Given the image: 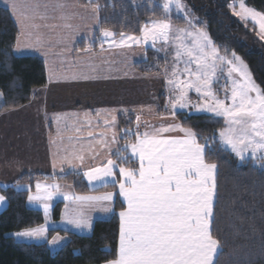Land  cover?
Instances as JSON below:
<instances>
[{
  "label": "snow or ice",
  "instance_id": "6c2138e0",
  "mask_svg": "<svg viewBox=\"0 0 264 264\" xmlns=\"http://www.w3.org/2000/svg\"><path fill=\"white\" fill-rule=\"evenodd\" d=\"M237 6L242 12L233 8L234 15L253 23L259 29L260 39L264 40V13L248 9L242 0ZM11 7L16 9L14 3ZM161 7L166 15L175 9L189 28H174L167 19L152 21L151 27L144 26L141 38L125 37L120 33L119 43L114 39L112 43L122 47L130 46L128 41L137 45L151 41L155 48L157 41L167 46L171 40L173 63L170 69L163 70L169 92L166 108L173 117L178 111L189 108L195 110L189 115L210 113L214 118H224L226 127L212 136L203 137L204 143H200L192 128L179 124L161 128L156 134L140 133V117L137 116L136 130L125 129L126 142L112 153L116 158L107 159L101 167L82 174L89 183L98 181L103 186H107V178H111L113 186L118 185V194L127 202V208L119 213V256L108 264H218L216 257L220 241L213 236L212 227L217 165L207 162L205 153L206 150H230L240 161L248 159L250 153V158L264 167V90L256 85L247 65L234 51L231 59L220 54L210 35L190 18L191 10L183 0H163ZM95 8L99 9V5ZM65 26L70 28L71 24ZM101 35L107 39L115 37L116 33L102 29ZM20 52L17 44L13 52L4 55L14 56ZM221 76L230 81V86H223V98L214 89ZM190 91L197 94L200 102L192 103ZM177 129L184 133L183 137L159 136L160 132ZM130 136L135 137V143L128 140ZM112 142H117L115 135ZM74 158L81 162L84 159L83 156ZM132 159L138 162V168L122 166ZM52 164L55 168L56 161L53 160ZM60 171L64 172V169ZM117 173L122 180L116 179ZM59 187L57 184L37 183V194L29 195L28 200L41 205L47 217L50 205L46 201L59 192ZM60 195L72 203H94L105 212L113 211L110 204L105 203L112 201L114 193L111 192L97 197ZM4 201L5 197L0 195V203ZM66 218L67 223L77 229L92 228L90 219L82 211H73L66 206ZM47 231L41 226L13 235L47 239ZM64 239L57 234L49 243L56 246Z\"/></svg>",
  "mask_w": 264,
  "mask_h": 264
},
{
  "label": "crops",
  "instance_id": "0c3cea01",
  "mask_svg": "<svg viewBox=\"0 0 264 264\" xmlns=\"http://www.w3.org/2000/svg\"><path fill=\"white\" fill-rule=\"evenodd\" d=\"M13 3L16 5L15 10L11 7ZM0 8L9 10L18 27L16 46L19 44L21 52L17 56L42 58L47 78L46 87L35 91L27 106L0 112V187L14 186L25 173L52 177L80 174L91 190L104 187L98 181L89 183L82 173L101 167L107 159L116 158L112 153L121 148L120 116H139V132L150 135L156 134L161 128L181 125L173 116L161 113L160 104L156 103L155 98H151L148 91L147 100L142 103H132L130 100L128 82L137 74L134 68L136 61L131 59V52L138 51L141 54L140 60H144L145 50L130 46L117 47L112 41L119 40L120 36L107 40L100 35L98 50L87 48L76 51L80 42H93L95 39L99 27L98 9L95 7L83 6L79 0H0ZM66 24H71V27H66ZM124 83L127 88L123 86ZM113 135L116 143L112 142ZM159 136L183 137L184 133L177 129L160 132ZM131 142H136L135 137ZM76 156H83V162L75 159ZM53 160L56 161L55 168ZM129 162L132 164L128 168H138L135 159ZM73 167L75 171L72 170ZM61 168L64 172L60 171ZM107 179V186L113 185L111 178ZM116 179L123 178L117 173ZM37 183L60 186L59 192L46 201L50 205L47 217L43 207L30 202L27 197V207L43 214L44 223L41 226L48 229L47 239L18 238L14 233L9 236L19 243L46 244L53 254L60 251L69 238L60 233L50 235V232L90 236L95 222L113 217L118 198L124 205L122 211L127 208V202L118 194V185L114 190L86 194L77 193L72 184L55 180H38L33 185L17 184L19 186L15 185V188L28 190L29 195H35ZM109 192L114 193L113 199L105 203L110 204L113 209L111 212L103 211L94 203H72L60 195L66 193L97 197ZM57 204H62V208L59 219L54 220L53 211ZM66 206L73 211H82L90 219L91 230H80L67 223ZM6 207L5 199L0 203V213ZM57 234L65 239L53 246L49 241ZM118 256L119 240L117 258Z\"/></svg>",
  "mask_w": 264,
  "mask_h": 264
},
{
  "label": "trees",
  "instance_id": "16d2710c",
  "mask_svg": "<svg viewBox=\"0 0 264 264\" xmlns=\"http://www.w3.org/2000/svg\"><path fill=\"white\" fill-rule=\"evenodd\" d=\"M191 9L200 27H206L211 39L220 50L233 51L247 65L253 80L264 90V41L252 25L244 24L229 9V3L236 0H184ZM83 6L99 5V27L93 42L82 41L76 51L91 48L96 51L100 45L102 29L116 33L139 36L145 25L152 21L168 19L174 24L185 25L184 20L167 17L163 8L149 0H79ZM247 4L264 13V0H246ZM246 25V26H245ZM19 37L18 27L9 10L0 8V93L1 113L27 106L34 92L47 85L45 63L37 56H8L15 49ZM167 58L152 49L146 50V59L134 66L142 74H158L166 66ZM150 80H146L148 82ZM135 81L128 82L130 100L137 102L139 95L134 90ZM152 82V81H150ZM149 83V82H148ZM147 84V83H146ZM151 87V85L149 86ZM149 87L147 85L148 91ZM164 97L159 99L161 113ZM179 123L192 128L200 143L203 137L212 136L223 129L224 120L209 115H177ZM136 116L123 115L119 118L121 147L126 142L125 129L135 130ZM134 141V137H128ZM213 147H217L213 145ZM206 161L217 165L216 197L213 206V236L220 241L216 258L218 264H264V170L251 161L240 164L228 151H208ZM132 163L122 166L128 167ZM38 180H55L72 184L77 193H99L114 190L108 185L90 189L80 174L45 176L23 174L16 184H30ZM14 186L2 188L0 192L7 201V207L0 213V264H106L117 258L120 220L118 213L124 209L118 198L115 213L108 220L95 222L90 236L54 231L68 236L66 245L57 253L49 251L46 244L34 245L16 242L9 235L25 229L36 228L44 223L42 212L27 207L29 191L17 190ZM62 204H57L53 219L58 220Z\"/></svg>",
  "mask_w": 264,
  "mask_h": 264
},
{
  "label": "rangeland",
  "instance_id": "374dc122",
  "mask_svg": "<svg viewBox=\"0 0 264 264\" xmlns=\"http://www.w3.org/2000/svg\"><path fill=\"white\" fill-rule=\"evenodd\" d=\"M149 1H153V2H155V3H157V4H159L160 6L162 5V3H163V0H149ZM242 2H243V4L248 8V9H255V8H253V7H251V6H249L248 4H247V2H246V0H242ZM183 3L187 6V8L188 9H190V7H189V5L187 4V2H185L184 0H183ZM240 3V0H236V1H232L231 3H229V9L231 10V12H232V14L234 15V13H233V8H235V11L236 12H242V9L240 8V7H238L237 5ZM191 10V9H190ZM256 10V9H255ZM257 12H260V11H258V10H256ZM192 12V11H191ZM260 13H262V12H260ZM166 14V13H165ZM192 14V13H191ZM167 17H177L178 19H182L181 17H180V15L177 13V11L175 10V9H173L172 11H171V13L170 14H167L166 15ZM236 18H238L241 22H243L244 24H248V25H252L255 29H256V33H258V31H259V29L253 24V23H251V22H249V21H247V20H244V21H242L241 19H240V17L239 16H236V15H234ZM190 18L191 19H194V22H195V24H196V26L198 27V28H201V29H203L204 31H206L207 33H208V31H207V29H206V27H200L199 26V22L197 21V19L196 18H194L193 17V15H191L190 16ZM168 20V19H167ZM182 20H184V19H182ZM157 21H161V20H157ZM172 25H173V27L175 28V27H180V28H189V25L187 24V22L184 20V22H185V25H183V26H181V25H179V24H174L173 22H171L170 20H168ZM148 26L149 27H151V22L148 24ZM144 29V28H143ZM143 29H142V31H141V34L139 35V36H135V35H125V37H127V36H135V37H137V38H141L142 36H143ZM209 34V33H208ZM257 36L259 37V35L257 34ZM260 38V37H259ZM107 40H112V37H110V38H107ZM262 40V39H261ZM119 41H120V39L119 40H117L116 42L117 43H119ZM262 41H264V40H262ZM128 44L130 45V47L131 48H137V50H145V55H144V58L146 59V50L147 49H152V50H154V51H157V49H161V48H163L164 50L163 51H157V52H159V56H160V58L162 57V55L164 56V57H166L167 58V64H166V66H163L162 67V70H161V72H159L158 74H153V75H148V74H142V73H140V72H137V74H134L133 76H132V81H135V82H133L132 84H134V90L135 91H137L138 93H139V95H143L144 96V98H142V97H140L139 98V101H138V99H135V100H137V102H140V103H142L144 100H147L146 99V96H147V92L146 91H148V88H147V85H148V87L151 85V87H149V91H148V93H150V96H151V98L153 99V98H155L156 99V103L159 105V99L162 97H164V102L162 101V103H163V111H165L166 113L165 114H169L170 116H172V114H171V111H170V109H167L166 108V105H167V103H168V95H169V92H168V89H167V85H166V81H165V79H164V69L165 68H171V66H172V63H173V55H174V51H173V47H172V44H171V40H170V43H169V45H167V46H164L163 44H162V42H160V41H157L156 42V46H155V48H153L152 46H151V41H149V43L148 44H139V45H137V44H133L131 41H128ZM219 48V47H218ZM138 51H136V52H131V59L133 60V61H136V64H138V63H140V62H142V61H144V60H140L141 59V54H139V53H137ZM220 54L221 55H226L229 59H231L232 57H231V53H227V52H224V51H222V50H220ZM245 63V62H244ZM135 64V65H136ZM221 67H224L223 65H221ZM248 68V67H247ZM249 70V69H248ZM132 72V71H131ZM250 72V71H249ZM133 74V73H132ZM219 74V73H218ZM251 74V73H250ZM227 75V69H226V67H225V72H224V76H226ZM224 76H221V78H220V80H219V83L218 84H216L215 86H214V89H215V91H216V93H217V95L220 97V98H223L224 97V90H223V86H225V85H228V86H230V81H228V80H226V79H224ZM147 79H150V80H153L152 82H150V81H148V82H146L145 83V81L147 80ZM1 94V93H0ZM189 98H190V100L192 101V103L193 104H195V103H198V102H200L199 101V98H198V96H197V94L194 92V91H190L189 92ZM131 102L132 103H136V102H134L133 100H131ZM1 105H2V95H0V109H1ZM161 111H162V109H160ZM1 111V110H0ZM195 110L194 109H191V108H189V109H183V110H180V111H178L177 112V114H176V116L174 117L175 119H176V121L177 122H179L178 121V119H177V115L178 114H180V113H185V114H188L189 112H194ZM164 114V115H165ZM195 115H209V116H213L212 114H210V113H198V114H195ZM219 118H222V117H219ZM223 120H224V118H222ZM226 127V124H225V121H224V127L223 128H225ZM226 151H228L233 157H235L237 160H238V162L240 163V164H243L244 162H249V161H251L252 162V164L254 165V166H256V167H258L259 169H262V170H264V167H261L260 166V164H258L256 161H254V160H252L251 158H250V153L248 154V156H249V158L248 159H246V160H244V161H240L239 160V158L238 157H236L235 156V154L234 153H231V151L230 150H226ZM218 252H219V249H218ZM218 252H217V256H218ZM217 258V257H216Z\"/></svg>",
  "mask_w": 264,
  "mask_h": 264
}]
</instances>
